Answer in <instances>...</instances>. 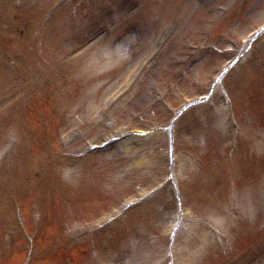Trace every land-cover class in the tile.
Returning <instances> with one entry per match:
<instances>
[{
	"label": "rangeland",
	"instance_id": "1",
	"mask_svg": "<svg viewBox=\"0 0 264 264\" xmlns=\"http://www.w3.org/2000/svg\"><path fill=\"white\" fill-rule=\"evenodd\" d=\"M263 26L264 0H0V264H264Z\"/></svg>",
	"mask_w": 264,
	"mask_h": 264
},
{
	"label": "bare ground",
	"instance_id": "2",
	"mask_svg": "<svg viewBox=\"0 0 264 264\" xmlns=\"http://www.w3.org/2000/svg\"><path fill=\"white\" fill-rule=\"evenodd\" d=\"M220 86H221L220 84H218V85H217V87H219V88H220ZM205 244H206V242H205V243H203V245H205ZM200 248H201V247H200ZM196 250H197V252H198V249H196ZM198 253H199V254H201V253H202V251H199Z\"/></svg>",
	"mask_w": 264,
	"mask_h": 264
}]
</instances>
